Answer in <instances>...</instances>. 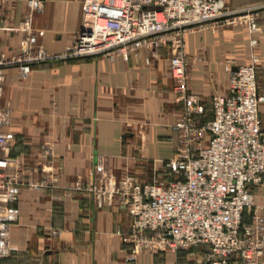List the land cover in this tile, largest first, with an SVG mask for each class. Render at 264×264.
<instances>
[{
    "label": "crops",
    "instance_id": "obj_1",
    "mask_svg": "<svg viewBox=\"0 0 264 264\" xmlns=\"http://www.w3.org/2000/svg\"><path fill=\"white\" fill-rule=\"evenodd\" d=\"M33 14L38 43L63 54L80 30L84 0H43ZM236 8L258 9L262 31L247 23L207 26L188 34L186 50L194 58L191 89L204 99L206 115L216 95L228 92L225 65L259 57L258 84L264 94V0H224ZM27 0H0V53L20 49ZM258 39L253 47L251 38ZM234 65V64H233ZM3 103L13 109L5 171L21 172L38 187L17 189L13 204L9 257L0 264H185L164 250L128 255L132 217L121 205L99 207L89 186L95 172L116 181L132 176L170 182L164 161L175 155L179 135L171 129L183 114L176 101L170 58H149L140 50L128 58L93 55L37 63L23 78L16 66L5 69ZM260 117L264 128V104ZM200 121H203L199 117ZM264 207V185L256 187ZM245 211L244 222L251 220ZM264 214V210H260ZM202 255L194 256V264Z\"/></svg>",
    "mask_w": 264,
    "mask_h": 264
},
{
    "label": "built area",
    "instance_id": "obj_2",
    "mask_svg": "<svg viewBox=\"0 0 264 264\" xmlns=\"http://www.w3.org/2000/svg\"><path fill=\"white\" fill-rule=\"evenodd\" d=\"M27 7L19 51L0 53V262L12 251L17 189L39 186L21 172L5 171L13 120V109L2 101L5 69L16 66L25 78L35 64L53 59L128 58L145 50L149 58L164 53L170 58L175 99L183 105V114L171 126L179 135L178 146L163 166L170 182L132 176L116 181L97 171L89 186L78 181L76 188L90 192L99 207L125 208L132 217L129 256L200 248L203 255L195 264H264V207H257L255 199L256 187L264 185L259 57L225 65L228 92L213 98L207 117L203 97L191 89L195 60L186 50L188 34L207 26L247 23L251 33L262 31L259 8L232 10L224 0H84L75 40L63 54L53 56L38 43L31 25L44 1L27 0ZM250 43L256 47L258 39ZM247 210L252 211L251 220L245 223Z\"/></svg>",
    "mask_w": 264,
    "mask_h": 264
},
{
    "label": "rangeland",
    "instance_id": "obj_3",
    "mask_svg": "<svg viewBox=\"0 0 264 264\" xmlns=\"http://www.w3.org/2000/svg\"><path fill=\"white\" fill-rule=\"evenodd\" d=\"M261 6L262 5L255 6V8H259ZM228 8H230L232 10H242V9H245V8H236V7L229 6V5H228ZM246 8H254V7H246ZM132 176H134V175H132ZM159 179H161V178H159ZM167 251H169V252L175 254L176 256H178L179 257V261L181 263L184 262L185 264H194V262H195L194 256L197 257V254L198 255H203V250H201L200 248H192V249L178 250L176 252L171 251V250H167Z\"/></svg>",
    "mask_w": 264,
    "mask_h": 264
}]
</instances>
